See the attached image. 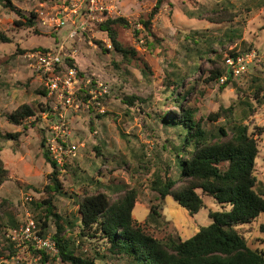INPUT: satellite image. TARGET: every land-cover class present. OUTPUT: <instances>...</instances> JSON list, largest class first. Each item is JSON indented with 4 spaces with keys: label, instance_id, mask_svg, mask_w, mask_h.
<instances>
[{
    "label": "rangeland",
    "instance_id": "rangeland-1",
    "mask_svg": "<svg viewBox=\"0 0 264 264\" xmlns=\"http://www.w3.org/2000/svg\"><path fill=\"white\" fill-rule=\"evenodd\" d=\"M157 1L123 0L118 4V13L109 18H124L131 26H114L118 41L136 52L134 58L127 60L114 50L108 34L100 29L102 22L88 23L85 31L70 39L73 28L70 22L50 27L44 26L40 17L37 19L41 11L54 15L65 4L63 0H10L14 10L5 7V2L0 0V33L11 39L9 43L0 41V165L6 171L0 184V224L4 225L0 233L7 230L11 234L6 227L12 223L20 227L28 214L38 225L40 217L44 218V207L40 206L50 196L56 212L73 222L78 218V203L84 195L111 192L122 186L137 189L139 196L133 217L157 239L173 236L186 240L201 227L211 224L209 212L222 210L212 197L203 195L205 208L191 216L171 196L158 200V195L148 188L152 173L173 163L170 147L166 149L165 145L175 138L174 132L157 119L160 113L171 111L165 105L161 107L164 98L161 79L165 70L171 71L175 62H179L181 42L185 34L193 31L221 38L227 29H235L239 36L237 42L233 46L218 47L219 53L229 55L231 51L252 50L258 53L249 72L240 78H232L228 85L219 79L210 80L212 65L204 60L201 71L186 80L185 89L195 85L187 107L195 109L196 120L207 129L229 127L231 121L244 120L258 144L255 175L264 188V103L260 105L251 97L253 79L264 81V0H164L152 20L154 37H148L139 21L148 18ZM224 6L233 9L228 12ZM189 12L204 15L202 19L190 18ZM31 14L35 16L34 27L16 24L21 15L29 17ZM210 18L219 22L211 23ZM134 29L139 30L138 36ZM60 42H65L69 52H74L81 76L92 80V84L84 82L83 88L86 86L94 91L96 83L100 82L109 90L100 98L99 105L92 103L88 108L90 97L84 101L83 94L78 99L81 109L77 112L67 110L71 142L77 148V154L61 171L60 182L65 195L48 189L52 168L43 156L41 143L42 129L46 128L45 117L53 110L51 105L48 107L40 79L33 74L25 58V54L34 49L52 48ZM145 64L152 73L149 77L141 71ZM125 96L142 100H135L133 106H129L123 100ZM247 101L253 105V110L245 106ZM23 105L32 107L36 116L25 119L20 125L13 124L7 116ZM101 107L104 114L99 112ZM42 109L46 112L42 113ZM216 115V120H209ZM17 133H20L18 139L4 138L7 134ZM97 148L103 157L97 156ZM85 176L93 180H84ZM116 197L111 196L112 199ZM152 205L161 206V217L155 223L147 222ZM47 225L46 237L51 238L57 230L56 219H49ZM40 229L38 225L35 236H39ZM237 230L248 247L264 251V214L252 223L238 226ZM79 232L80 228L76 226L66 233V237L73 239L71 248L75 255L96 258L98 264H126L122 259L110 256L107 245L98 236L81 237ZM1 243L0 238V264H42L36 253L38 250L49 256L46 264H67L57 254L38 248L34 241L25 244L17 237L11 249L9 242L7 247ZM101 255H106V260H100Z\"/></svg>",
    "mask_w": 264,
    "mask_h": 264
},
{
    "label": "trees",
    "instance_id": "trees-1",
    "mask_svg": "<svg viewBox=\"0 0 264 264\" xmlns=\"http://www.w3.org/2000/svg\"><path fill=\"white\" fill-rule=\"evenodd\" d=\"M4 1L5 7H14L10 0ZM164 0H158L148 18L140 19L148 37H154L151 31L152 20L159 13ZM7 3V4H6ZM231 12L233 7L224 6ZM203 13L189 12L190 18L202 19ZM16 22L20 27L32 28L35 26V16L31 14L20 16ZM211 23L219 21L210 18ZM115 25L131 26L124 18L107 19L100 24V29L106 32L115 51L129 60L136 56L133 49L125 48L118 41ZM223 37H215L205 32L193 31L185 34L181 42V59L175 62L172 70H165L162 77V106L171 108L157 117L164 127L171 128L175 138L168 141L165 148L170 147L173 156L171 166L158 168L150 179L148 188L158 195V200H164L171 196L173 200L194 216L205 208L203 195L212 197L221 211H210L211 224L201 227L191 238L183 240L173 236H167L160 240L149 233L134 219L133 211L139 196L137 189H128L127 186L116 187L111 192H95L86 194L79 200L75 221H69L56 212L53 197L43 201L42 215L37 222L41 227L38 235L46 237L51 218L56 219V233L51 239L58 248V257L67 264H98L94 259L75 255L71 248L73 239L66 237L69 230L76 226L80 228L81 237H99L107 245L110 256L120 258L126 264H264V251L253 250L248 247L245 238L238 232L237 227L252 223L260 215L264 214V188L257 181L255 175L256 159L259 154L256 139L249 133L244 120L231 121L229 127L207 129L200 120H196L195 109L187 107L191 102L195 85L186 88V80L201 71L204 60L212 65L209 71L210 80L225 79V84L231 83L234 78L225 65L227 56H235L239 52L231 51L229 55L219 53L218 47L233 46L239 36L237 30L227 29ZM138 36L139 30L134 29ZM0 41L11 42L0 33ZM68 64L76 65L74 59H69ZM78 67V66H77ZM146 77L152 73L148 65L141 69ZM240 78V77H239ZM236 79V78H234ZM251 85L252 95L260 105L264 103L262 92L264 81L253 79ZM45 90V88H44ZM44 97L47 91H44ZM85 95L86 101L90 95L86 88H82L80 98ZM125 104L133 106L135 100H142L136 96H125ZM50 101H48V107ZM245 106L253 110V105L245 103ZM42 113L46 110L42 109ZM231 114V111H227ZM36 116L35 110L23 105L7 116L13 124L20 125L22 121ZM41 116V115H40ZM216 116L209 120H216ZM246 120V118H245ZM45 129H42L43 156L52 168L50 174L51 185L48 189L59 195H65L60 182L61 170L49 156L45 145ZM20 133L7 134L5 139H18ZM97 156L103 154L97 148ZM68 164L65 165L67 168ZM150 171L149 168H147ZM6 171L0 165V184L3 182ZM92 177L85 176L84 180ZM112 195H117L112 199ZM161 206L152 205L147 222H157L161 217ZM45 219V220H44ZM42 220H44L42 222ZM42 223V225H40ZM79 224V225H78ZM36 224V226L38 227ZM4 225L0 224V230ZM19 225L12 223L8 230L16 229ZM8 241V240H7ZM9 242V241H8ZM10 243V242H9ZM10 249L13 244H9ZM42 264H46L49 256L43 250L36 251ZM1 257V256H0ZM100 260H106V255L100 256Z\"/></svg>",
    "mask_w": 264,
    "mask_h": 264
},
{
    "label": "built area",
    "instance_id": "built-area-1",
    "mask_svg": "<svg viewBox=\"0 0 264 264\" xmlns=\"http://www.w3.org/2000/svg\"><path fill=\"white\" fill-rule=\"evenodd\" d=\"M123 0H63L64 5L58 9L54 15L41 11L37 19L41 23L50 27H60L65 21L70 22L73 27L69 33V38H75L78 33L86 30L88 23L103 22L113 14L118 13V4ZM110 47V46H109ZM258 57L254 50L239 52L235 56H227L225 65L234 78H239L247 74L251 64ZM29 62V67L36 75L45 90L46 99L50 101L52 112L46 115L45 145L51 159L62 171L69 159L77 154V148L72 145V132L69 128L67 110L75 112L81 109L78 102L81 86L84 82L92 84V80H85L81 76L80 70L75 65L68 64L69 59H74V52H69L65 47V42H60L52 48H37L25 54ZM225 82L224 78L220 79ZM86 86H84L85 88ZM87 89L90 104L99 105L100 98L109 93L108 87L100 82L96 83V90ZM99 112L104 114L101 107ZM26 200H31L29 197ZM36 223L28 214L23 225L12 229L11 234L7 230L0 233L1 246L7 247V242L15 244L16 238L21 239L25 244L34 241L36 246L54 254H58L56 243L50 237L35 236ZM8 240V241H7Z\"/></svg>",
    "mask_w": 264,
    "mask_h": 264
}]
</instances>
